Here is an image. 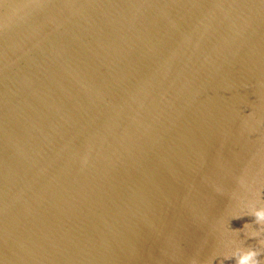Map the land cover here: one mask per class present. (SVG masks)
Returning <instances> with one entry per match:
<instances>
[{
    "label": "water",
    "instance_id": "water-1",
    "mask_svg": "<svg viewBox=\"0 0 264 264\" xmlns=\"http://www.w3.org/2000/svg\"><path fill=\"white\" fill-rule=\"evenodd\" d=\"M257 191L264 0H0V264H235Z\"/></svg>",
    "mask_w": 264,
    "mask_h": 264
},
{
    "label": "clouds",
    "instance_id": "clouds-1",
    "mask_svg": "<svg viewBox=\"0 0 264 264\" xmlns=\"http://www.w3.org/2000/svg\"><path fill=\"white\" fill-rule=\"evenodd\" d=\"M241 186H244L243 179L240 180ZM257 202L247 203V212L243 215H250L254 217V223L258 226L253 229L252 224L245 223L243 230L249 238H255L259 247H237L230 253L224 254V259H234L235 264H264V260L261 259L264 256V203H259V192L255 193ZM242 215H235L233 218H240ZM238 233V230L233 231ZM214 259V258H213ZM195 264V262H194ZM211 264V262H209Z\"/></svg>",
    "mask_w": 264,
    "mask_h": 264
}]
</instances>
